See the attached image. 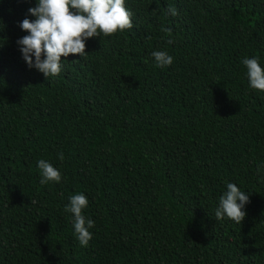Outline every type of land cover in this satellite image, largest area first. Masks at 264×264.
<instances>
[{"label":"trees","instance_id":"1","mask_svg":"<svg viewBox=\"0 0 264 264\" xmlns=\"http://www.w3.org/2000/svg\"><path fill=\"white\" fill-rule=\"evenodd\" d=\"M35 3L0 0V264H264V92L241 63L264 67V0H125L133 27L47 79L16 43ZM229 182L249 195L241 224L215 220ZM76 193L87 247L64 211Z\"/></svg>","mask_w":264,"mask_h":264},{"label":"clouds","instance_id":"2","mask_svg":"<svg viewBox=\"0 0 264 264\" xmlns=\"http://www.w3.org/2000/svg\"><path fill=\"white\" fill-rule=\"evenodd\" d=\"M27 2V0H25ZM167 15H178L174 6L165 9ZM28 15L20 22L19 27L28 34L19 38L16 43L22 59L29 69L42 73L45 79L58 76L64 67L61 57L70 54L86 55V41L89 38H99L101 35L111 36L118 30L131 29L133 13L125 6V0H36L35 7L28 9ZM172 44V29L161 27ZM157 68L170 66L174 58L164 50L151 53ZM241 63L246 68V76L250 88L264 92V67H261L257 57H245ZM58 158L64 159L63 153ZM42 185L59 183L62 180L61 171L49 161L40 159L37 162ZM264 164L257 166V174L261 175ZM264 179V175H261ZM88 198L82 193L70 195L64 211L72 216L74 235L81 247H87L92 239L90 229L95 221L83 214L88 206ZM249 203V195L236 184L227 183L226 191L219 197L215 209V220L225 217L241 224L246 216L245 205Z\"/></svg>","mask_w":264,"mask_h":264}]
</instances>
